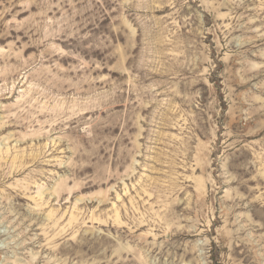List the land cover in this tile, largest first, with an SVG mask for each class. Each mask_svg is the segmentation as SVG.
I'll return each mask as SVG.
<instances>
[{
    "label": "rangeland",
    "instance_id": "rangeland-1",
    "mask_svg": "<svg viewBox=\"0 0 264 264\" xmlns=\"http://www.w3.org/2000/svg\"><path fill=\"white\" fill-rule=\"evenodd\" d=\"M0 264H264V0H0Z\"/></svg>",
    "mask_w": 264,
    "mask_h": 264
}]
</instances>
